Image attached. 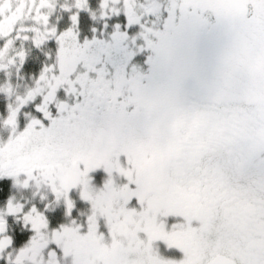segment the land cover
Listing matches in <instances>:
<instances>
[{
	"label": "snow or ice",
	"instance_id": "snow-or-ice-1",
	"mask_svg": "<svg viewBox=\"0 0 264 264\" xmlns=\"http://www.w3.org/2000/svg\"><path fill=\"white\" fill-rule=\"evenodd\" d=\"M0 72V264H264V0H0Z\"/></svg>",
	"mask_w": 264,
	"mask_h": 264
},
{
	"label": "flooded vegetation",
	"instance_id": "flooded-vegetation-1",
	"mask_svg": "<svg viewBox=\"0 0 264 264\" xmlns=\"http://www.w3.org/2000/svg\"><path fill=\"white\" fill-rule=\"evenodd\" d=\"M95 2L96 0H93V4H95ZM55 15L62 16L63 14L61 13V11L58 10ZM53 19H55V17H53ZM17 44L19 46V42H17ZM28 46H29L28 43L25 42V47H28ZM44 59H45L44 52L38 49L31 50L28 56V59L26 60L25 65L21 70L20 76L17 77L15 74H13V76L11 77L12 82L17 86L19 91L22 92L27 85H30L32 83V80L29 79L30 74L37 73V76L39 75V71H40V68L42 67ZM30 66H31V69L28 71L27 68H30ZM13 78H15L16 81H14ZM5 79H7V77L4 75V73L0 72V82L2 83ZM8 103H9L8 98L4 94L0 93V114H6ZM25 110H28V109H25ZM0 131L1 133L7 135V133L3 129H0ZM13 192H15L17 199L25 200L31 197V192H17L16 190H13ZM55 211L59 213L60 209L56 208ZM9 222L13 228L16 227L11 217L9 218ZM165 254L166 255H178V253H176L175 251L166 252Z\"/></svg>",
	"mask_w": 264,
	"mask_h": 264
},
{
	"label": "rangeland",
	"instance_id": "rangeland-1",
	"mask_svg": "<svg viewBox=\"0 0 264 264\" xmlns=\"http://www.w3.org/2000/svg\"><path fill=\"white\" fill-rule=\"evenodd\" d=\"M30 69H31V66H30V68H27L28 71H29ZM21 70H22V69H21ZM13 71H14V70H13ZM33 75H37V73H32V74H30L29 79L32 80V76H33ZM13 80L16 81L15 78H13ZM0 83H1V82H0ZM0 135H5V136H6V134H3V133H0Z\"/></svg>",
	"mask_w": 264,
	"mask_h": 264
},
{
	"label": "trees",
	"instance_id": "trees-1",
	"mask_svg": "<svg viewBox=\"0 0 264 264\" xmlns=\"http://www.w3.org/2000/svg\"><path fill=\"white\" fill-rule=\"evenodd\" d=\"M0 133H1V131H0ZM13 190H15V189H13ZM13 190H12V191H13Z\"/></svg>",
	"mask_w": 264,
	"mask_h": 264
}]
</instances>
